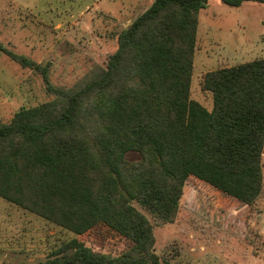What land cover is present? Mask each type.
I'll use <instances>...</instances> for the list:
<instances>
[{
  "label": "trees",
  "instance_id": "16d2710c",
  "mask_svg": "<svg viewBox=\"0 0 264 264\" xmlns=\"http://www.w3.org/2000/svg\"><path fill=\"white\" fill-rule=\"evenodd\" d=\"M207 2L153 0L119 33L107 66L72 86L50 82V62L0 42L52 96L0 121V197L78 236L102 225L131 242L111 256L74 238L41 264H162L152 222L134 202L173 222L190 176L249 206L261 197L264 58L206 72L211 109L191 96Z\"/></svg>",
  "mask_w": 264,
  "mask_h": 264
},
{
  "label": "rangeland",
  "instance_id": "374dc122",
  "mask_svg": "<svg viewBox=\"0 0 264 264\" xmlns=\"http://www.w3.org/2000/svg\"><path fill=\"white\" fill-rule=\"evenodd\" d=\"M153 0H0V42L38 63L50 62L55 86H72L105 68L118 49V35ZM191 96L211 109L202 89L206 72L264 58V2L232 6L208 0L199 13ZM42 74L0 52V121L23 107L50 100ZM131 160L139 158L128 153ZM264 171V153H263ZM150 219L162 264H264V191L249 206L190 176L173 222ZM48 222L0 197V264H41L74 238L117 256L131 242L102 225L83 235Z\"/></svg>",
  "mask_w": 264,
  "mask_h": 264
}]
</instances>
